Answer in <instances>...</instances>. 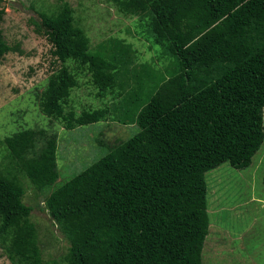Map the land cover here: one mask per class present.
Returning a JSON list of instances; mask_svg holds the SVG:
<instances>
[{
	"label": "trees",
	"instance_id": "1",
	"mask_svg": "<svg viewBox=\"0 0 264 264\" xmlns=\"http://www.w3.org/2000/svg\"><path fill=\"white\" fill-rule=\"evenodd\" d=\"M108 1L137 17L139 37L163 65L138 64L116 36L91 48L67 2L31 19L54 65L38 98L42 114L66 129L109 119L138 131L63 182L55 133L24 128L2 140L0 246L13 264H43L18 174L48 192L43 209L68 243L65 264H202L205 173L224 162L247 166L262 144L264 0ZM13 50L0 27V60ZM68 62L89 74L97 97L116 100L66 110L78 86Z\"/></svg>",
	"mask_w": 264,
	"mask_h": 264
},
{
	"label": "rangeland",
	"instance_id": "2",
	"mask_svg": "<svg viewBox=\"0 0 264 264\" xmlns=\"http://www.w3.org/2000/svg\"><path fill=\"white\" fill-rule=\"evenodd\" d=\"M62 2L71 7L74 19L89 36L91 48L109 36H116L131 43L138 64L149 63L157 68L163 65L159 50L139 37L141 27L137 17L121 14L108 0H3L0 27L3 38L15 50L0 60V167L7 161L2 143L5 137L24 128L43 129L47 135L55 133L57 137V182L68 180L105 155L106 145L113 146L138 131L135 125L109 119L66 129L40 111L38 98L54 65L49 43L34 31L30 21L38 18L39 11L48 12ZM68 65L76 72L78 86L71 91L66 110L71 108L78 114L82 109L102 107L103 102L116 100L111 95L97 97L89 74L75 62ZM263 173L264 138L247 166L236 169L224 162L205 173L206 210L211 224L208 230L223 226L224 231L217 230L216 235L221 233L217 240L213 234L207 235L202 264H264V208L256 210L259 202H250L252 196L264 199ZM18 178L24 187L23 201L32 207L30 217L38 228L43 264H65L63 257L68 243L43 209L48 192L37 191L22 174ZM251 213L256 219L243 229ZM225 236L230 240L226 241ZM0 264H13L1 246Z\"/></svg>",
	"mask_w": 264,
	"mask_h": 264
},
{
	"label": "crops",
	"instance_id": "3",
	"mask_svg": "<svg viewBox=\"0 0 264 264\" xmlns=\"http://www.w3.org/2000/svg\"><path fill=\"white\" fill-rule=\"evenodd\" d=\"M260 198H257V197H255V196H252L251 197V199H250V202H253V201H255V202H259V205H258V207L256 208H254V209H256V210H259V209H262V208H264V199H262V200H260ZM214 208V207H213ZM258 214V212L256 213V215ZM255 219H256V217L254 216V214L253 213H251V218H250V221H249V223H248V225L247 226H245V227H243V229H246V228H248V227H250V225L252 224V223H254L253 221H255ZM209 226H211V224H210V222H209ZM223 227V226H222ZM222 227L221 228H212L211 227V229L212 230H208V234L209 235H214L213 236V239H215V240H217V239H220V236L219 235H221V233H218V235H216L217 234V230H220V231H224V229H222ZM213 231V232H212ZM228 233H230L231 234V232L230 231H228V230H226ZM207 234V235H208ZM207 235H206V237H205V241H206V239H207ZM212 237V236H211ZM222 238V237H221ZM224 239H226V241H228V240H230V237L229 236H225V237H223ZM205 241H204V243H205ZM205 246L203 245V248H204ZM226 250V249H225Z\"/></svg>",
	"mask_w": 264,
	"mask_h": 264
}]
</instances>
